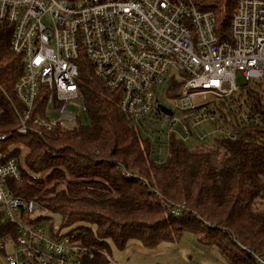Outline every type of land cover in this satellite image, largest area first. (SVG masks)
Wrapping results in <instances>:
<instances>
[{
    "label": "built area",
    "instance_id": "2783aa9c",
    "mask_svg": "<svg viewBox=\"0 0 264 264\" xmlns=\"http://www.w3.org/2000/svg\"><path fill=\"white\" fill-rule=\"evenodd\" d=\"M2 30L9 31L10 48L23 62L15 99L0 85L22 136L77 127L87 112L78 83L82 56L119 94L123 112L157 125L152 139L186 140L196 134L206 149L227 130L217 122L220 101L264 85V0H237L225 38L217 31L214 11L201 9L196 0H0ZM167 83L165 96L175 99L179 114L161 98L159 89ZM43 89L47 96L39 106ZM68 101L81 105L66 110ZM49 108L59 117H48ZM21 174L18 158L0 147V264H80L84 255L93 257L95 250L74 234L47 238L38 221L45 208L11 191V181ZM180 207L185 205L174 212ZM243 248L253 264H264L263 254Z\"/></svg>",
    "mask_w": 264,
    "mask_h": 264
},
{
    "label": "trees",
    "instance_id": "16d2710c",
    "mask_svg": "<svg viewBox=\"0 0 264 264\" xmlns=\"http://www.w3.org/2000/svg\"><path fill=\"white\" fill-rule=\"evenodd\" d=\"M196 1L214 11L217 31L227 37L237 0ZM9 36L0 31V85L15 99L23 62ZM79 69L88 121L82 116L73 130L19 135L11 100L0 91V147L19 160L21 179L11 181L12 193L60 213L72 227L66 235L95 250L80 264H111L110 240L120 247L131 238L155 245L187 229L217 241L230 264L254 263L243 246L264 255V85L220 101L217 122L227 130L211 149L200 142L190 149L179 136L152 139V130L144 135L148 121L121 110L119 94L96 75L86 56ZM46 96L43 89L39 106ZM19 143L26 148L23 156ZM180 205L185 207L177 214Z\"/></svg>",
    "mask_w": 264,
    "mask_h": 264
},
{
    "label": "rangeland",
    "instance_id": "374dc122",
    "mask_svg": "<svg viewBox=\"0 0 264 264\" xmlns=\"http://www.w3.org/2000/svg\"><path fill=\"white\" fill-rule=\"evenodd\" d=\"M44 22L50 25L48 16L44 17ZM237 78L241 80L240 73H238ZM250 82L251 84L253 83L252 81ZM169 85L170 83L161 85L159 89V92L163 90V97L161 94V98L166 99V103L172 105L176 114H179L175 105V99H167L165 96L166 89ZM170 96L168 95V97ZM65 104H67L66 110L73 111H77L81 105L80 103L72 101H68ZM47 116L58 118L59 113L49 108ZM83 117L85 121H88V115L86 113L83 114ZM162 126H167L165 120L162 121ZM154 127H157V125L147 122L144 128L141 129L144 135H147ZM207 142L212 143V140L209 139ZM185 144L190 149H195L199 145L197 135L188 137L185 140ZM12 146H18V143H12ZM20 146L23 156L26 148L22 144ZM168 151V147L164 148L163 157L165 160L168 157ZM39 212L43 215L41 223L45 228L47 238L54 239L53 234L57 233L56 231H59V236H64L71 232L72 227L63 224L60 213L48 209L40 210ZM203 230L206 231V228L204 227ZM109 243L111 251L108 253V258L111 264H230V259L221 250L219 243L217 241L207 240L204 232L201 233L196 230H184L178 237L161 241L155 245H146L142 240L137 238L129 239L122 247L116 245L112 240ZM13 250V245L8 244L7 253H12Z\"/></svg>",
    "mask_w": 264,
    "mask_h": 264
}]
</instances>
